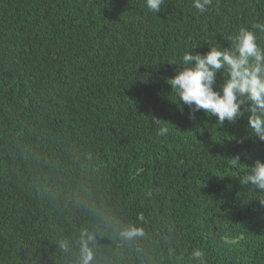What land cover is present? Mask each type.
<instances>
[{
  "label": "trees",
  "instance_id": "obj_1",
  "mask_svg": "<svg viewBox=\"0 0 264 264\" xmlns=\"http://www.w3.org/2000/svg\"><path fill=\"white\" fill-rule=\"evenodd\" d=\"M164 9L0 0V264H82L84 233L90 264H197L195 249L205 264H264V207L240 182L264 142L246 119L190 120L165 83L167 60L264 22V0ZM130 225L143 235L125 240Z\"/></svg>",
  "mask_w": 264,
  "mask_h": 264
},
{
  "label": "clouds",
  "instance_id": "obj_2",
  "mask_svg": "<svg viewBox=\"0 0 264 264\" xmlns=\"http://www.w3.org/2000/svg\"><path fill=\"white\" fill-rule=\"evenodd\" d=\"M166 0H146L147 9L153 13L163 12ZM213 0H192V7L203 14L212 6ZM227 46L216 44L209 46L205 53L195 51L197 44L186 49L179 62L175 58L167 60L177 67L172 77L165 78V83L179 101V107L187 106L189 119L196 120V113L201 110L208 117H216V123L225 121L236 124L241 119L247 120L249 136L264 142V22L255 21L251 26H240L226 39ZM221 82L217 83V78ZM161 119L156 118L159 123ZM198 128V127H197ZM169 132L167 125L159 127L158 135ZM232 168L241 165L239 155L229 159ZM246 166L245 174L240 178L242 185L249 186L256 195L261 207H264V161L257 159L252 166ZM143 231L135 226H128L121 236L132 240L142 236ZM93 235L81 236L80 252L82 264H90L93 251L90 243ZM66 249V244L61 243ZM191 260L205 264L204 253L193 250Z\"/></svg>",
  "mask_w": 264,
  "mask_h": 264
}]
</instances>
